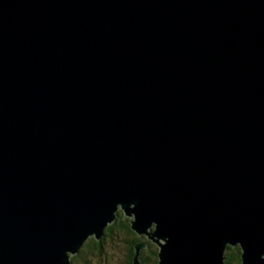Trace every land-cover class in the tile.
<instances>
[{
  "label": "water",
  "instance_id": "obj_1",
  "mask_svg": "<svg viewBox=\"0 0 264 264\" xmlns=\"http://www.w3.org/2000/svg\"><path fill=\"white\" fill-rule=\"evenodd\" d=\"M120 211L159 264H264V0H0V264Z\"/></svg>",
  "mask_w": 264,
  "mask_h": 264
},
{
  "label": "trees",
  "instance_id": "obj_2",
  "mask_svg": "<svg viewBox=\"0 0 264 264\" xmlns=\"http://www.w3.org/2000/svg\"><path fill=\"white\" fill-rule=\"evenodd\" d=\"M123 214L122 211L119 212L118 218L105 230L100 241L95 238L89 239L79 250V253L72 258V264H111L107 259L108 254L104 245L107 240L115 239V237H119L120 240L118 241L125 244L123 246L126 253H124L123 258L125 264H134V257L137 254L135 246L145 240L148 242V247L141 251L140 260L143 264H159L158 246L154 245L146 236H138L132 230L130 220L125 219ZM241 253L242 250L238 246L235 248L228 247L225 253L226 263L242 264Z\"/></svg>",
  "mask_w": 264,
  "mask_h": 264
},
{
  "label": "rangeland",
  "instance_id": "obj_3",
  "mask_svg": "<svg viewBox=\"0 0 264 264\" xmlns=\"http://www.w3.org/2000/svg\"><path fill=\"white\" fill-rule=\"evenodd\" d=\"M92 238H95V236H92L89 239H92ZM118 240H120L119 237H115V239L114 238L113 239H109V240L106 241V243L104 245V247L106 248V252L108 254V258L107 259H108V261L111 264H125L124 261H123L124 260L123 259L124 258V253H125L123 246L125 244L122 243L121 241H118ZM154 245H155V243H154ZM73 257L74 256H71V260H72Z\"/></svg>",
  "mask_w": 264,
  "mask_h": 264
}]
</instances>
